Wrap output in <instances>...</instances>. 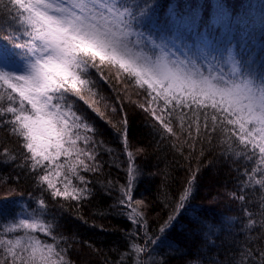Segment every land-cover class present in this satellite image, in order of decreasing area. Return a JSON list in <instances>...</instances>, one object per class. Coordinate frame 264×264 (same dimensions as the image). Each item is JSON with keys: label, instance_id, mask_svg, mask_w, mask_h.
<instances>
[{"label": "trees", "instance_id": "obj_1", "mask_svg": "<svg viewBox=\"0 0 264 264\" xmlns=\"http://www.w3.org/2000/svg\"><path fill=\"white\" fill-rule=\"evenodd\" d=\"M62 1L146 56L171 46L199 83L264 93V0ZM16 11L0 0V58L29 67L35 60L29 42H39L13 19ZM95 62L102 73L82 76L92 81L91 91L82 92L88 103L66 97L88 125L77 146L91 170L68 171L75 153L56 161L64 165L59 177L55 164L33 170L23 139L7 123L11 114L0 116V264H40L39 253L33 259L36 241L45 252L51 245L62 264H264V158L258 147L240 143L238 125L228 123L236 118L233 109L219 95L182 105L161 96L150 104L156 92L118 66ZM9 94L0 82V112L20 107L19 94L12 101ZM214 102L222 107L214 109ZM242 115L247 118V108ZM49 174L61 191L68 181L88 191L80 200L55 197L40 180ZM23 221L44 224L45 231L21 227Z\"/></svg>", "mask_w": 264, "mask_h": 264}, {"label": "snow or ice", "instance_id": "obj_2", "mask_svg": "<svg viewBox=\"0 0 264 264\" xmlns=\"http://www.w3.org/2000/svg\"><path fill=\"white\" fill-rule=\"evenodd\" d=\"M9 3L17 9L13 19L27 25L31 31L26 34L39 44L29 42L35 60L27 69L26 75L17 76L0 70V82L10 90L8 99L15 100L14 93H18L20 98L19 108L8 107L0 112V116L11 114L12 119L7 123L11 125L12 131L23 139L24 147L31 154L33 170L47 169L49 164H55L54 175L59 177L62 175L61 169L64 165L56 164V161L61 156L67 158L74 153L76 159L69 164L68 171L76 175L78 165L86 171L91 170V166L85 164V161L80 158L86 153L77 146V140L81 139L79 130H89L88 125L80 122L81 117L72 111V105L67 103L66 97L67 94H72L88 103L82 92L91 91L88 85L92 81L82 79V76L88 74L90 69L102 73V69L95 62L97 57L101 65L107 62L118 66V72L122 71L134 78L140 88L146 85L151 92H156V97L153 101H149L150 104L161 96L166 103L176 101L177 104L182 105L189 98L193 100L200 97L212 99L219 95L220 101L227 103L229 108L233 109L232 114L236 118L228 120V123L238 125L240 143H251L253 148L258 147L261 158H264V96L260 101L261 111L256 114L251 95L247 97L249 104L240 105V89L215 88L211 84L183 78L166 68L156 74L151 69L137 63L122 51L121 34L117 36L108 29L101 30L95 24L88 22L86 15H77L73 8L45 3L44 0H34V2L33 0L29 2L9 0ZM84 7L82 4L74 6L75 9L80 10ZM177 93L183 97V100L177 99ZM61 101L67 104V110ZM25 103L30 105V108L25 107ZM222 103L214 102L212 107L220 108ZM140 107L143 108V105ZM245 108L248 112L247 118L242 115ZM149 110L152 111L156 120L163 123L160 115H156L152 109ZM100 115L103 114L100 113ZM250 122L257 123L260 127L248 131L246 125ZM163 127L168 132L172 131L167 123H164ZM83 141L87 145L89 137L84 136ZM40 180L47 182V188L52 190L51 194L55 197L80 200L88 191L87 188L72 187L71 181L65 183L61 191L51 174L42 176ZM79 180L87 183L84 176H79ZM187 191L185 190L179 196L178 207L186 201ZM174 218L175 216H170L169 221ZM20 226L45 231L44 224H28L23 221ZM160 231H163V228ZM149 241L153 240L149 238ZM37 253H39L40 264H62V261L53 259L57 253L51 245L45 252L40 248V242L36 241L33 246V259L36 258Z\"/></svg>", "mask_w": 264, "mask_h": 264}, {"label": "rangeland", "instance_id": "obj_3", "mask_svg": "<svg viewBox=\"0 0 264 264\" xmlns=\"http://www.w3.org/2000/svg\"><path fill=\"white\" fill-rule=\"evenodd\" d=\"M45 3H52L54 5H61L63 7L64 6V1L62 0H44ZM99 4V3H98ZM50 12L52 10H49ZM114 13V12H113ZM88 22L91 23V20L88 19ZM177 47L175 46L174 49H176ZM121 49L123 52H125L129 58L135 60L137 63H140L141 65L151 69L153 72H155L156 74H159L160 71L164 68H166L168 71L175 73L183 78L195 81V82H200V79L194 78L193 73H191L190 68L188 67L187 63L182 59V57L178 56V54L173 50V48H171V46L169 47L168 45L164 44L161 47V56H157L156 58H152V56H146L145 54L138 52L134 49L129 48L127 45H123L121 44ZM172 59V60H170ZM209 59V58H208ZM210 60V59H209ZM175 62L177 65V70L175 71L171 66H170V62ZM34 61L30 62L33 63ZM217 66V65H216ZM218 67V66H217ZM29 67H25V66H15L12 63H10L7 60H2L0 58V70H4L6 72H11L17 76L20 75H26V71ZM219 68V67H218ZM220 69V68H219ZM221 70V69H220ZM222 73H224L221 70ZM215 88H217V86L213 85ZM246 87V86H244ZM248 88V87H247ZM243 93L240 94V96H242L241 98L243 99L242 101L240 100V105L244 102L249 104V100L247 99V97L249 95L252 96V104L253 107L254 106H260V101H261V97L264 96V93L261 94H257L256 92H248L246 93L245 88H242ZM246 93V94H245Z\"/></svg>", "mask_w": 264, "mask_h": 264}]
</instances>
